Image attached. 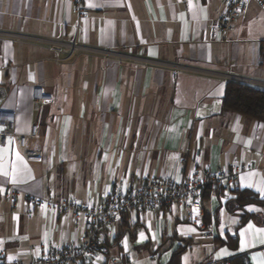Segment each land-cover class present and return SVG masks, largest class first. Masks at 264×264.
I'll use <instances>...</instances> for the list:
<instances>
[{"label": "crops", "instance_id": "0c3cea01", "mask_svg": "<svg viewBox=\"0 0 264 264\" xmlns=\"http://www.w3.org/2000/svg\"><path fill=\"white\" fill-rule=\"evenodd\" d=\"M225 9L224 0H85L82 49L69 57L74 0H0V108L16 115L0 145L3 264L83 240L71 211L32 208L25 194L94 203L114 185L235 162L237 180L205 192L207 231L183 204L130 210L97 235L109 250L97 264H264V122L223 109L230 81L264 90V11L251 4L214 35ZM35 87L52 95L38 111ZM19 135L41 161L26 160ZM242 190L259 201L239 203Z\"/></svg>", "mask_w": 264, "mask_h": 264}, {"label": "built area", "instance_id": "2783aa9c", "mask_svg": "<svg viewBox=\"0 0 264 264\" xmlns=\"http://www.w3.org/2000/svg\"><path fill=\"white\" fill-rule=\"evenodd\" d=\"M84 2L85 0H74L77 34L70 44L71 54L69 57L82 49L78 32H80L81 21L84 18ZM224 3L226 9L213 29L214 35L232 31L236 20L247 12L251 4H256L264 11V0H224ZM51 100L52 95L46 93L43 88H34V111H38L43 104ZM15 122L14 112L0 108V145H6L9 136L14 135ZM30 136L38 137L36 124L32 125ZM27 139V135L18 136L20 146L24 149V157L27 161H41L42 153L40 151L27 149ZM243 168V165L235 162L228 169L205 170L201 174L194 172L180 181L169 177H160L150 178L128 189H121L114 185L104 198L94 203H81L73 200L60 202L51 197L44 198L25 194V201L30 207L47 206L61 213L71 211L76 223L83 222L85 229L81 244L57 245L51 242L45 246L41 256L27 264H97V260L105 258L109 253L108 247L97 240V235L106 228L116 225L130 210L150 211L174 204H183L189 210L192 223L200 230L207 231L204 207L206 190L216 185L229 188L230 184L237 180L238 173ZM19 193L17 188L7 186L4 197L15 201ZM4 257V251L0 249V264H3ZM127 261L130 262V259L128 258ZM8 264L24 263L15 259Z\"/></svg>", "mask_w": 264, "mask_h": 264}, {"label": "trees", "instance_id": "16d2710c", "mask_svg": "<svg viewBox=\"0 0 264 264\" xmlns=\"http://www.w3.org/2000/svg\"><path fill=\"white\" fill-rule=\"evenodd\" d=\"M223 109L264 122V90L237 81L227 84L223 98ZM241 204L256 202L258 196L249 190L238 192Z\"/></svg>", "mask_w": 264, "mask_h": 264}, {"label": "snow or ice", "instance_id": "6c2138e0", "mask_svg": "<svg viewBox=\"0 0 264 264\" xmlns=\"http://www.w3.org/2000/svg\"><path fill=\"white\" fill-rule=\"evenodd\" d=\"M5 175H7V173H5ZM140 235H141V237H143V235H144V234H143V233H141Z\"/></svg>", "mask_w": 264, "mask_h": 264}]
</instances>
